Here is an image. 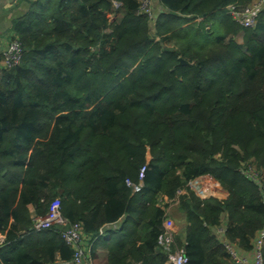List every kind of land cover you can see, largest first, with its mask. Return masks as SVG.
I'll list each match as a JSON object with an SVG mask.
<instances>
[{
    "label": "trees",
    "instance_id": "16d2710c",
    "mask_svg": "<svg viewBox=\"0 0 264 264\" xmlns=\"http://www.w3.org/2000/svg\"><path fill=\"white\" fill-rule=\"evenodd\" d=\"M141 1L28 0L13 21L22 56L0 64V264L73 258L65 227L32 229L56 198L84 242L124 214L136 221L106 264H172L158 245L162 194L185 212L171 250L188 264H234L220 226L244 250L264 228V10L242 28L227 7L251 0H157L151 35ZM143 166L134 192L126 180ZM204 174L221 199L177 196Z\"/></svg>",
    "mask_w": 264,
    "mask_h": 264
},
{
    "label": "built area",
    "instance_id": "2783aa9c",
    "mask_svg": "<svg viewBox=\"0 0 264 264\" xmlns=\"http://www.w3.org/2000/svg\"><path fill=\"white\" fill-rule=\"evenodd\" d=\"M150 0H142L140 5V11L146 13L149 16L153 26L155 22L151 19H156V13L151 11L150 7L144 8ZM114 4H119L114 1ZM262 1L254 2L251 0L246 5L231 4L227 8L229 14L233 20L238 23L242 28L253 27L264 7H261ZM120 5V4H119ZM117 6V5H115ZM156 21V20H155ZM4 62L8 66L16 65L20 62L22 56V46L17 40H12L4 52ZM145 171V166L141 167L139 173V182L133 183L129 179L126 180L127 185L131 186L134 192H139L142 186V178ZM195 184L196 181L192 180L189 183ZM188 183V184H189ZM197 187V185H195ZM60 225L65 227L62 232V237L67 244L74 248L73 258L69 261L70 264H91L89 257L90 247L86 245L83 240V231L80 223L69 224L67 219L61 214V202L59 198L52 200L48 211L44 215H33L32 217V229L44 230L49 229L52 226ZM165 228V226H164ZM174 235L169 230L165 229L164 232L158 238V245L162 251L167 254L168 261L172 264H188V257L182 249H172L174 243ZM224 248L226 249L230 261L234 264H264L262 248L264 245V228L256 233V236L252 239V248L250 250H244L238 248L233 242L222 239Z\"/></svg>",
    "mask_w": 264,
    "mask_h": 264
},
{
    "label": "crops",
    "instance_id": "0c3cea01",
    "mask_svg": "<svg viewBox=\"0 0 264 264\" xmlns=\"http://www.w3.org/2000/svg\"><path fill=\"white\" fill-rule=\"evenodd\" d=\"M29 7L30 3L28 0H0V64L4 61L2 52H4L7 45L13 40V21L24 15ZM151 158L149 150L146 151V161L149 162ZM194 181H196L195 184L193 182L189 183L182 190H179L177 196L178 194L188 196V192H191L200 198L215 196L221 199L225 193L224 188L210 175H200ZM159 198V205L167 204L165 209L166 217L164 219L165 229L172 232L173 235L184 236L189 223L186 219L185 212L180 208L178 197L177 200L173 197V200V198L170 199L167 195L162 194ZM30 210H32L31 207ZM128 217L129 214H124L112 224L105 225L91 241H88L89 237L85 235V244L89 245L90 248L93 247V251L97 253V264H106L105 251L109 243L115 241L118 237L124 236L126 231H132L136 227V221L132 218L128 219ZM214 234L218 239H224L223 226L214 229ZM0 239H3V236H0ZM168 262L170 263V261ZM53 264L70 263L69 261L56 260Z\"/></svg>",
    "mask_w": 264,
    "mask_h": 264
},
{
    "label": "rangeland",
    "instance_id": "374dc122",
    "mask_svg": "<svg viewBox=\"0 0 264 264\" xmlns=\"http://www.w3.org/2000/svg\"><path fill=\"white\" fill-rule=\"evenodd\" d=\"M253 1L256 2V1H260V0H253ZM261 1H262L261 7H264V0H261ZM115 5L118 6L119 4H115ZM114 7L117 8L116 6H114ZM147 7L148 8L150 7L151 11H153L154 14L156 13V15H158V14L162 13V11H164L162 9V7L158 4L157 0H150L148 2V4L144 6V8H147ZM115 18H116V14L115 13L110 16V20H113ZM151 20L153 22H155L156 19L152 18ZM150 28L152 30L151 31L152 32L151 35H154V26H153L152 22H150ZM242 36H243V30L239 31V33L234 36V40L240 45L242 44ZM156 39H157V37H156ZM3 56H4V54H3ZM1 63H2V61H1ZM3 63H5V62L3 61ZM250 171H251V173H256V172H253L254 170H253L252 167L250 168ZM215 195H217V194H215Z\"/></svg>",
    "mask_w": 264,
    "mask_h": 264
},
{
    "label": "water",
    "instance_id": "95a60500",
    "mask_svg": "<svg viewBox=\"0 0 264 264\" xmlns=\"http://www.w3.org/2000/svg\"><path fill=\"white\" fill-rule=\"evenodd\" d=\"M178 59H179L180 64H188V61H186L182 57H179Z\"/></svg>",
    "mask_w": 264,
    "mask_h": 264
}]
</instances>
